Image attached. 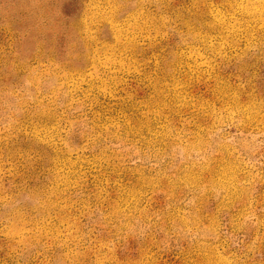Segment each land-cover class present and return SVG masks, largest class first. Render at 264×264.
<instances>
[{
    "label": "rangeland",
    "instance_id": "1",
    "mask_svg": "<svg viewBox=\"0 0 264 264\" xmlns=\"http://www.w3.org/2000/svg\"><path fill=\"white\" fill-rule=\"evenodd\" d=\"M0 264H264V0H0Z\"/></svg>",
    "mask_w": 264,
    "mask_h": 264
}]
</instances>
